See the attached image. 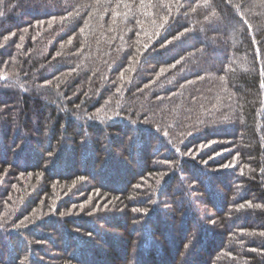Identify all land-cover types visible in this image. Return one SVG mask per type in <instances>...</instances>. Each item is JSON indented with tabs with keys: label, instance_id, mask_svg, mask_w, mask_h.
I'll return each mask as SVG.
<instances>
[{
	"label": "trees",
	"instance_id": "obj_1",
	"mask_svg": "<svg viewBox=\"0 0 264 264\" xmlns=\"http://www.w3.org/2000/svg\"><path fill=\"white\" fill-rule=\"evenodd\" d=\"M0 77V264H264V0H0Z\"/></svg>",
	"mask_w": 264,
	"mask_h": 264
},
{
	"label": "snow or ice",
	"instance_id": "obj_2",
	"mask_svg": "<svg viewBox=\"0 0 264 264\" xmlns=\"http://www.w3.org/2000/svg\"><path fill=\"white\" fill-rule=\"evenodd\" d=\"M142 3H143V0H142ZM183 35H184V33H181L179 37H174L173 39H174V40L179 39V38H181ZM168 43H171V41H169ZM166 46H167V44L162 45L161 47H166ZM144 47L147 49L148 45L145 44ZM0 79H7V78H6V77H0ZM200 79H203V77H201ZM262 83H264V82H262ZM177 151H179V150L177 149ZM205 163H206V162H205ZM232 166H234V165H225L224 167H232ZM249 205H250V202H249ZM240 207L243 208L244 205H241ZM134 211H138V210H137V209H134ZM144 211L146 212L147 210H144ZM25 219H27V218H25ZM23 226H24V223H23V221H22L21 224L16 225V228L19 229L20 227H23ZM259 235L264 236V232L259 233ZM252 251H257V250H256V249H252Z\"/></svg>",
	"mask_w": 264,
	"mask_h": 264
}]
</instances>
